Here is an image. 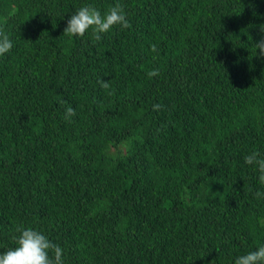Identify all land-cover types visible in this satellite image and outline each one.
Segmentation results:
<instances>
[{
    "label": "trees",
    "instance_id": "1",
    "mask_svg": "<svg viewBox=\"0 0 264 264\" xmlns=\"http://www.w3.org/2000/svg\"><path fill=\"white\" fill-rule=\"evenodd\" d=\"M116 4L130 28L64 35L81 7ZM260 25L264 0H0L13 44L0 57V254L19 227L64 264H235L264 246V185L245 163L264 156Z\"/></svg>",
    "mask_w": 264,
    "mask_h": 264
},
{
    "label": "clouds",
    "instance_id": "2",
    "mask_svg": "<svg viewBox=\"0 0 264 264\" xmlns=\"http://www.w3.org/2000/svg\"><path fill=\"white\" fill-rule=\"evenodd\" d=\"M120 26L123 29H128L131 24L127 20L124 9L120 4L111 7L106 13L102 15L96 7L86 5L81 7L68 21L67 27L64 30V35L70 37L83 38L89 31L92 32L96 41L102 39L101 34L110 32L114 27ZM261 39L256 43L258 55L264 57V25L259 26ZM13 48V44L3 30H0V57L9 53ZM157 49L155 45L152 46V51ZM159 70L153 69L147 73L149 78L158 76ZM103 89H109L110 84L106 81H101ZM160 105H154L153 110H159ZM76 115L72 107H68L65 112V119L71 121V118ZM245 163L247 165H254L257 167L260 175L259 181L264 185V156L261 153L253 151L251 154L245 156ZM257 198L264 196V191L255 193ZM20 233L17 238V247L10 249L7 252L0 254V264H64L62 259L63 249L51 242L40 231L31 228L19 227L16 229ZM213 264V261H212ZM235 264H264V246L259 247L258 250L239 256Z\"/></svg>",
    "mask_w": 264,
    "mask_h": 264
}]
</instances>
